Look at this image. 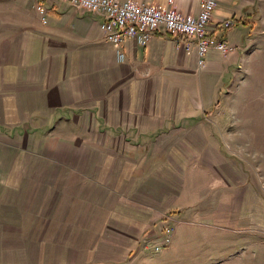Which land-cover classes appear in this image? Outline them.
<instances>
[{
    "label": "rangeland",
    "instance_id": "obj_1",
    "mask_svg": "<svg viewBox=\"0 0 264 264\" xmlns=\"http://www.w3.org/2000/svg\"><path fill=\"white\" fill-rule=\"evenodd\" d=\"M255 18L214 109L170 131L204 141L143 149L84 113L5 143L17 152L0 175V264H264V0ZM157 180L177 190L170 203Z\"/></svg>",
    "mask_w": 264,
    "mask_h": 264
},
{
    "label": "crops",
    "instance_id": "obj_2",
    "mask_svg": "<svg viewBox=\"0 0 264 264\" xmlns=\"http://www.w3.org/2000/svg\"><path fill=\"white\" fill-rule=\"evenodd\" d=\"M37 1L0 0V175L6 172L7 161L13 167L17 152L13 144L5 143L37 135L57 122L70 124L73 116L84 113L113 141L125 133L143 143V149L145 143L162 137L204 141L203 135L170 131L201 121L214 109L255 43L249 38L257 22V0H220L206 35L233 48L230 53L209 50L200 66L196 49L188 51L183 39L157 32L144 44L124 41L125 60L119 61L116 46L102 29V16L67 2L41 0L47 10L43 23ZM134 1L162 9L170 6V0ZM172 1L183 14L200 11L201 0ZM230 21L234 26H228ZM173 146L163 150L167 157L184 154L182 146ZM185 154L196 156L191 150ZM159 183L160 195L170 203L177 190L171 187L173 192H168Z\"/></svg>",
    "mask_w": 264,
    "mask_h": 264
},
{
    "label": "built area",
    "instance_id": "obj_3",
    "mask_svg": "<svg viewBox=\"0 0 264 264\" xmlns=\"http://www.w3.org/2000/svg\"><path fill=\"white\" fill-rule=\"evenodd\" d=\"M67 2L79 11H89L100 15L104 21L102 29L108 40L116 46L119 61L125 60L121 49L126 40L146 43L155 33L163 32L183 39L181 42L190 51L196 49L199 65L203 66L209 50L224 54L232 48L221 42H213L206 35V27L220 0H201L198 14H183L170 6L162 9L154 5L134 0H58ZM36 11L43 23H47V10L41 0L36 3Z\"/></svg>",
    "mask_w": 264,
    "mask_h": 264
}]
</instances>
